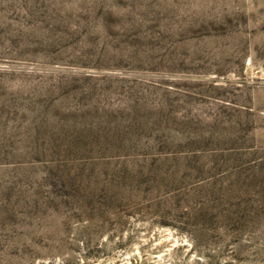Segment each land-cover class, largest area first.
<instances>
[{
    "label": "rangeland",
    "instance_id": "rangeland-1",
    "mask_svg": "<svg viewBox=\"0 0 264 264\" xmlns=\"http://www.w3.org/2000/svg\"><path fill=\"white\" fill-rule=\"evenodd\" d=\"M0 264H264V0H0Z\"/></svg>",
    "mask_w": 264,
    "mask_h": 264
}]
</instances>
